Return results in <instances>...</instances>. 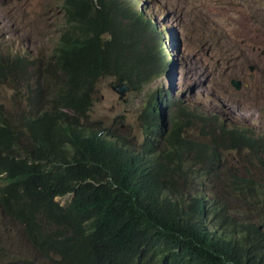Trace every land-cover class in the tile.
<instances>
[{"label":"trees","instance_id":"obj_1","mask_svg":"<svg viewBox=\"0 0 264 264\" xmlns=\"http://www.w3.org/2000/svg\"><path fill=\"white\" fill-rule=\"evenodd\" d=\"M127 4L60 0L61 32L34 71L0 48V96L13 89L12 106L0 100V222L16 229L0 260L264 264V132L205 129L210 119L199 116L192 136L191 112L166 119L155 94L138 115V144L89 123L102 77L140 91L162 66L152 53L160 32Z\"/></svg>","mask_w":264,"mask_h":264},{"label":"rangeland","instance_id":"obj_2","mask_svg":"<svg viewBox=\"0 0 264 264\" xmlns=\"http://www.w3.org/2000/svg\"><path fill=\"white\" fill-rule=\"evenodd\" d=\"M59 1L0 0V47L24 54L35 70L42 56H51L61 32L64 20ZM133 1H139L142 11L169 31L171 42L163 48L168 56L172 52V69L140 91L128 87L123 96L113 87L126 85L124 81L102 77L96 85L89 123H100L138 144L143 140L138 115L155 94L167 105H161L166 119L179 116L177 112L184 106L194 110L198 118L189 112L192 136H199V116L207 114L217 115L229 127L264 132V0ZM133 7L138 8L135 2ZM151 37L152 31H147L144 41L150 38L152 42ZM236 81L239 87L234 86ZM1 91V102L12 106L13 89L6 85ZM169 125L167 121V129ZM204 127L212 126L208 122ZM223 157L226 165L236 164L238 158L233 151ZM70 198L67 194L56 200L65 204ZM15 238L16 229L0 222V243L9 244ZM0 264L10 262L0 260Z\"/></svg>","mask_w":264,"mask_h":264},{"label":"clouds","instance_id":"obj_3","mask_svg":"<svg viewBox=\"0 0 264 264\" xmlns=\"http://www.w3.org/2000/svg\"><path fill=\"white\" fill-rule=\"evenodd\" d=\"M125 1H127L129 4H127V7H128V10H129V13L130 14H134L135 12H138V13H140V14H142L143 15V17H145L148 21H149V23H150V26H152L153 27V29H155L156 31H158V32H160V34H161V36L157 39V42H158V44H159V47H157L156 49H154L153 51H152V53H153V61H154V64L155 65H159V59H160V61H161V63H162V66H161V68H160V70H159V74L154 78V79H156L157 77H160L164 72H166L167 70H169V68H170V70L172 69V65L173 64H171L170 62H171V60H170V55H172V52H171V50H169V56H168V50L165 52V49L163 48V47H165V45H167L168 43H170L171 42V38H170V33H169V31L166 29V28H164V27H162V26H160V25H158L157 23H156V21H155V19L154 18H152V17H150V16H147L146 14H145V12L144 11H142V9L143 8H141L140 7V2L139 1H133V0H125ZM144 0H142V2H143ZM134 2L137 4V6H138V8H134L133 7V5H134ZM141 25L143 26V27H145L147 24H146V22H142L141 23ZM145 30L143 31V42L144 43H147L148 45L149 44H152L153 42H154V36L153 37H151L152 38V42H150V38L148 39L149 40V42H147L148 40H146V41H144L145 40V36H146V34H147V31H153V30H151L150 28H144ZM153 33V32H152ZM172 36V35H171ZM173 37V36H172ZM165 43V44H164ZM1 48V47H0ZM1 50H3V51H5L6 53H11V52H8V51H6V50H4L3 48H1ZM161 52V53H160ZM12 54V53H11ZM16 54H19V55H22V56H25L24 54H22V53H16ZM169 57V58H168ZM173 61V60H172ZM175 61V60H174ZM27 68H29L31 71H34L32 68V64H28L27 66H26ZM118 78H120V77H118ZM121 81H122V79H121ZM128 87V86H127ZM157 96V98L159 99V102L161 103V105L163 104V105H165L164 107H166L167 105H166V103H165V101H164V103H162V98L160 97H158V95H156ZM164 97L165 98H167L168 97V95L167 94H165L164 95ZM183 109H187L188 110V112L190 111V112H192L193 114H195L194 113V110L193 109H190L189 107H182ZM164 110H165V108H164ZM195 116H197L196 114H195ZM202 117H207V118H209L210 120L208 121V122H210L211 123V126H213L215 123L216 124H218V125H223V126H225V127H227V128H235V129H238L239 130V128H236V127H229L227 124H226V122H221V121H219V119H218V117H217V115H209V114H207V115H205V116H202ZM197 118H198V116H197ZM204 127V126H203ZM205 129H209L210 127H204Z\"/></svg>","mask_w":264,"mask_h":264},{"label":"water","instance_id":"obj_4","mask_svg":"<svg viewBox=\"0 0 264 264\" xmlns=\"http://www.w3.org/2000/svg\"><path fill=\"white\" fill-rule=\"evenodd\" d=\"M118 81L121 82V78H118ZM234 86L239 87V82H234ZM113 89L119 94V96H123L125 91L128 90V87L125 84H117L113 87Z\"/></svg>","mask_w":264,"mask_h":264},{"label":"bare ground","instance_id":"obj_5","mask_svg":"<svg viewBox=\"0 0 264 264\" xmlns=\"http://www.w3.org/2000/svg\"><path fill=\"white\" fill-rule=\"evenodd\" d=\"M215 128H216V127H215ZM218 129H219V128H218ZM218 129H217V130H218Z\"/></svg>","mask_w":264,"mask_h":264}]
</instances>
